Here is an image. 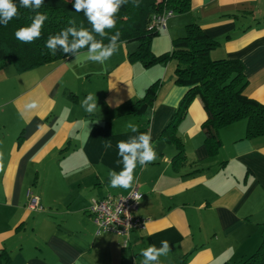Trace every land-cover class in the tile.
I'll list each match as a JSON object with an SVG mask.
<instances>
[{"label":"crops","instance_id":"1","mask_svg":"<svg viewBox=\"0 0 264 264\" xmlns=\"http://www.w3.org/2000/svg\"><path fill=\"white\" fill-rule=\"evenodd\" d=\"M190 4L188 12L166 19L151 40V52H170L185 25L197 22L219 43L210 58L239 59L248 80L244 93L264 102V0ZM137 46L118 42V51L103 64L90 61L83 50L78 58L70 55L23 73L0 66V252L8 253L10 264H141V252L151 244L159 248L162 240L172 248L159 264H237L260 244L264 135L247 138L245 121L239 120L219 130L221 146L210 154L201 100L195 98L174 118L186 91L174 83L175 60L147 67L129 57ZM156 80L153 105L141 116L129 114ZM36 93L44 99L29 114L27 96ZM98 93L97 107L86 111L81 102ZM170 121L183 144L185 158L179 162L173 160L175 143L161 136ZM129 123L150 134L157 156L135 169L141 192L137 214L149 220L144 230L131 231L124 246L117 234L97 233L87 208L92 198L132 188H113L109 177L122 168L115 163L117 141L139 134ZM47 160L55 163L44 165ZM31 197L41 208L28 206Z\"/></svg>","mask_w":264,"mask_h":264},{"label":"trees","instance_id":"2","mask_svg":"<svg viewBox=\"0 0 264 264\" xmlns=\"http://www.w3.org/2000/svg\"><path fill=\"white\" fill-rule=\"evenodd\" d=\"M18 15L5 26L0 24V66L10 64L17 73H23L49 62L64 59L70 55L57 49L53 55L45 46L50 36L75 26L91 29L84 13L76 12L74 0H44V5L36 10L24 8L19 0H14ZM190 0H127L116 14L115 27L105 29L106 37L99 36L108 44V37L120 33L118 42L136 41L137 49L130 53L132 60L141 61L145 66L164 63L174 59V83L186 88L174 118L178 120L186 112L189 104L199 98L206 112L202 127L205 130V145L210 154L221 146L219 130L239 120L245 121L247 138L264 135V102H259L244 93L248 80L244 74L243 63L239 59H212L210 51L218 46V41L205 33L197 22L185 25L184 34L172 40L170 52L155 56L151 52V40L159 35L158 30L150 26L154 14L171 10L175 14L188 12ZM45 14V21L39 39L32 43H22L15 37L21 27L31 24L36 12ZM72 37H69L71 40ZM87 50V48L80 51ZM159 86V80L152 82L144 96L130 105L129 114L141 116L153 101ZM176 122L170 121L161 136L167 142L176 145L175 162L184 160L183 144L176 135ZM7 252H0V263L10 264ZM237 264H264V231L258 247Z\"/></svg>","mask_w":264,"mask_h":264},{"label":"clouds","instance_id":"3","mask_svg":"<svg viewBox=\"0 0 264 264\" xmlns=\"http://www.w3.org/2000/svg\"><path fill=\"white\" fill-rule=\"evenodd\" d=\"M127 3V0H74L73 7L76 12H83L87 18L91 29L81 25L79 29L75 26L62 30L59 34L50 36L46 41V47L55 55L57 49L64 54L78 58L80 50L87 48L88 59L92 62L103 64L118 51V41L120 33L108 37L109 43L104 44L103 39H96L97 36L106 37L105 29H111L116 24V14L120 8ZM19 5L24 8L33 10L39 9L44 5V0H19ZM18 15L17 4L14 0H0V24L7 25L10 20ZM48 17L40 12H36L30 25L21 27L16 30L15 37L22 43H32L40 38L43 25ZM72 37L69 40V37ZM81 106L86 111L91 112L97 107V97L88 94L81 102ZM39 107L36 100H32L26 105L27 110H34ZM127 127L133 133H139L135 124L129 123ZM111 142L106 144L111 148ZM116 164L122 165L119 172L112 170L109 172L110 185L113 188L128 189L136 181L135 169L139 165L141 168L146 167L149 163L154 162L157 156L151 143L149 133H139L130 136L127 140L117 141ZM141 197L137 195L136 200ZM161 246L157 248L155 244L149 245L141 252L143 260L141 264H159V258L166 256L171 251V244L167 240H162Z\"/></svg>","mask_w":264,"mask_h":264},{"label":"built area","instance_id":"4","mask_svg":"<svg viewBox=\"0 0 264 264\" xmlns=\"http://www.w3.org/2000/svg\"><path fill=\"white\" fill-rule=\"evenodd\" d=\"M173 14L171 10L154 14L150 18V26L160 31L165 28L166 19ZM141 192L137 187V180L126 194H107L102 198H92L87 208L91 215L97 233H114L123 238V245L128 243L129 234L133 230H144L148 218L137 214ZM28 206L32 209L41 208L36 197L29 198Z\"/></svg>","mask_w":264,"mask_h":264},{"label":"rangeland","instance_id":"5","mask_svg":"<svg viewBox=\"0 0 264 264\" xmlns=\"http://www.w3.org/2000/svg\"><path fill=\"white\" fill-rule=\"evenodd\" d=\"M260 9H262V10H264V5H261L260 6ZM261 18H264V15H262V17ZM258 21H260V19L258 20ZM77 83V82H76ZM78 84V83H77ZM78 86H79V84L77 85V88H78ZM77 90H79V89H77ZM101 96V93H98V96H97V99H99V97ZM60 95H57V101L59 102V100H60ZM27 98H28V100L31 102L32 100H36L37 102H38V104L40 105L41 104V102L43 101V99H44V97L42 96V95H40V94H35V96L32 98V94H29L28 96H27ZM59 99V100H58ZM80 99H81V97H80ZM35 111V109L34 110H29V114H31V113H33ZM62 157H64V155H61L60 156V158H62ZM52 163H55V162H53V160H47L46 161V164H44V165H48V164H52Z\"/></svg>","mask_w":264,"mask_h":264}]
</instances>
